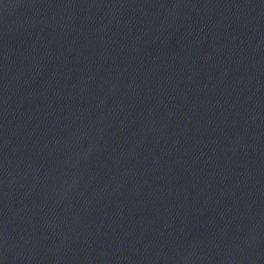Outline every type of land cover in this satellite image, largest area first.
Listing matches in <instances>:
<instances>
[{
  "label": "water",
  "instance_id": "1",
  "mask_svg": "<svg viewBox=\"0 0 264 264\" xmlns=\"http://www.w3.org/2000/svg\"><path fill=\"white\" fill-rule=\"evenodd\" d=\"M0 264H264V0H0Z\"/></svg>",
  "mask_w": 264,
  "mask_h": 264
}]
</instances>
